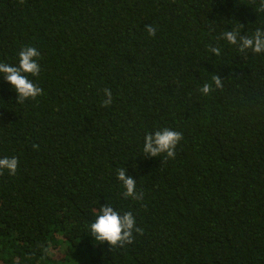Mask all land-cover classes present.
Listing matches in <instances>:
<instances>
[{
	"label": "trees",
	"instance_id": "1",
	"mask_svg": "<svg viewBox=\"0 0 264 264\" xmlns=\"http://www.w3.org/2000/svg\"><path fill=\"white\" fill-rule=\"evenodd\" d=\"M258 4L0 0V63L36 48L43 90L18 103L0 74V158L19 162L0 174V264H264V52L223 39L264 30ZM163 128L182 134L175 157L144 155ZM121 168L142 200L123 196ZM105 204L143 234L96 241Z\"/></svg>",
	"mask_w": 264,
	"mask_h": 264
},
{
	"label": "clouds",
	"instance_id": "2",
	"mask_svg": "<svg viewBox=\"0 0 264 264\" xmlns=\"http://www.w3.org/2000/svg\"><path fill=\"white\" fill-rule=\"evenodd\" d=\"M24 0H20L22 4ZM258 12H264V0H259ZM241 25V24H240ZM243 25H241V28ZM145 31L150 36H154L156 29L146 24ZM239 30H228L223 33V39L232 45L238 47V51L243 53L246 50H251L255 53L264 52V30L256 29L252 36L240 35ZM210 51L219 55V47H211ZM18 65L12 66L6 63H0V74H3L4 79L17 93V102L23 103L26 99H36L43 93V90L28 79L27 74L38 76L41 68L37 61L40 56L39 51L30 46L22 48L18 53ZM215 88L222 89V78L218 75L212 77ZM213 90V85L205 83L200 91L207 95ZM105 99L102 106H109L112 103V92L110 89L104 90ZM182 139V134L178 131L163 128L156 130L154 133H148L144 136L143 152L144 155L150 157H159L161 154H166L168 158H174L175 148ZM34 148L38 145H33ZM18 158H0V174L7 170L9 175H15L18 168ZM117 179L121 182L124 189L123 196L131 197L133 200H142L143 193L137 192L136 180L131 176L126 175L125 168H121L117 172ZM92 237L100 243L107 242L110 248L124 247L131 244L134 240L133 233L143 234V229L136 227V220L132 212L118 213L109 205H102L99 208V213L96 219L89 226Z\"/></svg>",
	"mask_w": 264,
	"mask_h": 264
}]
</instances>
